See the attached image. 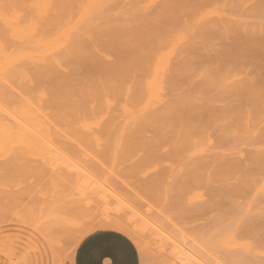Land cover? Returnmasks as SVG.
Listing matches in <instances>:
<instances>
[{"label":"bare ground","instance_id":"1","mask_svg":"<svg viewBox=\"0 0 264 264\" xmlns=\"http://www.w3.org/2000/svg\"><path fill=\"white\" fill-rule=\"evenodd\" d=\"M218 1L220 4L223 2L220 0ZM218 1L203 0V2H208L207 5L205 4L206 6L202 4L203 7L205 6V8H207L206 10L204 9V12L201 11L203 8H201V10L194 8L195 5L190 4L191 1L188 0V2L178 3L179 5L177 6L176 3L171 4V2L160 5L158 10H155L157 12L152 18L146 17L142 20L136 19L135 16L127 17L126 20L117 24L111 30L110 33L113 37L112 41L110 40L108 42L106 39V43V41L94 40L91 46L95 54L96 52L103 51V55L105 56L104 58L100 56L101 58H99L101 60H99L96 58L98 55L95 56L96 59L90 57L92 51L89 54V50L85 48L86 45H84V42L82 43L81 40L85 37H89L90 32L88 31L89 29H87L88 25L96 19V17L105 13L104 9L99 11L98 6H87L84 4L83 0H0V150L7 151L8 155L10 152L19 154H15L16 156H20V154L39 156L47 149L70 161V154L75 156L81 155L83 157L87 155L92 156V152L95 151L94 148L99 149L101 148L100 145L106 142L115 141L125 145L129 141L131 143V141L136 140L139 142L140 140H145L141 141L145 143L147 140L148 142L150 140V142H153V140L156 142L157 139H160L159 141L161 142L162 139L164 140L163 142H165V140L169 139L171 142L177 140L175 141L177 143L185 141V145L186 142L192 143L193 146L195 145L197 150L203 153L201 154V156L203 155V160L200 164L203 168L206 164H208L207 167H209L211 163L210 169L212 167L213 171V166L215 165V173H219L221 176L225 173H228V175L229 173L231 174L232 168L238 170L237 163L239 161L236 162L237 159L235 161L233 157V160L231 159L232 149H226V146L228 147V143L232 141L231 126L238 127L241 123L240 129L243 128L242 125L244 124L246 125L244 126L245 128L248 126L251 128L253 126L252 122L255 124L259 117L260 119L261 116L264 117L263 114L261 115L262 112L264 113V78L262 79L259 76L264 72V64L260 62L261 65H258L260 63L257 62L259 67H263L261 71L258 69L259 67L255 70L257 65L254 68V60L251 58L252 61L248 60L247 62V59L252 54H256V57L257 55L263 57L264 30L259 28L262 27L260 22L258 23L260 26L257 25L258 28L254 27V25L257 24L255 20L254 22L256 24L254 25L250 23L251 25L249 26L247 22H239V27L238 25L235 26L231 23L234 18L231 19V15H228V13L226 16V13L222 12L223 9L220 11L219 7L216 6L215 2ZM200 5L198 7H200ZM241 5H244L243 2ZM261 7L259 9H261ZM235 9L240 10L242 6ZM198 10L200 11L197 12ZM224 10L226 11V9ZM229 11H231V9ZM181 12H185L184 14L187 16L191 13L192 16L190 15V18L192 17V19H194L195 17L196 20L191 22L190 18H186ZM186 12L188 14H186ZM244 12L245 11H242V15H244ZM212 15L215 18L216 16L224 18L226 16L228 18H225L227 19L226 21L222 20L224 18H221V20H218V23L216 21L218 18H216V24L205 26L202 20ZM261 15L264 14L261 13ZM245 16L246 14L244 17ZM236 17L238 16L236 15ZM255 17L257 16L255 15ZM151 21H155L157 25L156 27L154 26L155 28L153 27V30H150L151 28L149 26ZM199 23L203 24L198 30V32H200V38L201 34L203 37L208 34L217 38L214 42L218 41L216 42L218 46L223 47L216 53L215 49L214 52H212L213 54L211 53L213 50H209L211 54L205 51L206 54L203 51L206 55L202 53L203 55H199L200 58L197 56L196 60L191 56L189 50L196 35L192 41V39L188 38V34H190L189 32L191 31L195 32L197 29L194 24ZM219 23L221 26H219ZM232 25L234 28L238 27L236 29L237 33L232 29ZM256 28L260 30H256ZM230 29L236 33L235 39L232 38V40L228 41V43L230 42V46H226V44H228L226 42L227 39H231L230 34L233 33L232 31L228 34ZM102 33L100 34L101 36ZM227 35L228 37L226 39ZM221 40H225L224 42L226 44ZM221 42L223 44L219 45ZM197 44L201 43L197 42ZM194 46H196L195 42ZM198 46L202 47L198 48L196 46L197 49L204 48V46L208 48L210 44L207 43L206 45L204 43ZM196 47H194V49ZM87 48L89 49V47ZM123 48H125V52L127 50L126 53H124ZM197 51L199 54V50ZM191 52H193V50ZM209 55L214 56V58L209 57ZM102 58L108 60L105 61L102 60ZM247 63L253 64V66H249V71L254 68V75L251 74L252 71L250 73L252 77H250L247 72H245L246 75H244V71L248 67ZM259 71L262 73L259 74ZM257 75L260 77V80L258 77L256 78ZM197 77L201 78L202 81L200 82H203V84H198L196 87L197 84L195 85V81H197ZM193 79H195V81ZM191 82L192 84H190ZM197 82L200 83L199 81ZM188 84L194 85V91L191 92L190 89H188L189 91L186 89V92L194 93L196 89L200 87L197 92H195L197 97H199L198 93L200 94L202 91L200 94L201 96L206 92V95L209 94V98L211 99L206 96L209 100L206 99L208 100L206 101L203 98L205 101L201 103L197 99L202 101V98H197L195 93V99L191 97L192 95L190 93V95H183L185 87ZM202 85L203 89H201ZM194 87H196V89ZM215 89L216 92L219 90L220 94L222 91L219 97H214L216 93L213 94L212 91H215ZM231 94H237V97H243V100H247L249 103L242 102L245 104L243 107L244 104L239 102L241 106L238 107V105L235 104L237 101H234L236 96H233L234 98H232L234 100H231V103H233V101L235 103L232 104L233 107L231 103L230 106H228L229 104L227 105V102L229 103L230 101L227 97H230ZM212 101L214 103L226 102L225 104L214 105ZM246 104L254 106V109L253 107L250 109L251 107H247L248 105L246 106ZM250 123H252V126L249 125ZM263 124L264 121L261 125ZM211 128H216V132L219 131L217 138L221 146L216 144L217 147L216 145L215 147L217 150L213 154H205L207 152H205L206 147L203 148L204 142L212 141V136L209 134V129ZM245 128L243 129L245 130ZM240 129L235 128L236 131ZM240 131L239 133L236 132V134H240ZM211 133L213 134L214 132L212 131ZM251 134L252 136L249 137L250 139L246 137L249 141L253 140L254 137H259V133H257L256 136L253 135L254 130ZM263 137L264 136L261 135V138L258 139L261 140ZM257 138L255 140H257ZM169 140H167V142H170ZM236 141H239V139ZM115 142L113 143L116 144ZM252 142L249 143V146ZM182 144L184 145V143ZM189 146H191V144ZM107 147L113 149L112 145ZM186 147L183 148L186 149ZM111 148L110 151L112 152ZM190 148L188 147L187 149ZM211 148H213V146H211ZM117 149L118 150L114 149V154L119 151V148ZM254 149L255 151L257 149L259 150V148ZM103 150L105 149L103 148L101 152ZM189 151L187 154H189ZM244 151H246V149L243 150L242 153H244ZM263 151L262 149V152ZM95 152L98 153V151ZM105 152L108 153V150H105ZM239 152L241 153V151ZM257 152L258 151H256V153ZM249 153L250 152L247 154L246 152L245 155L241 156L247 158ZM260 153L258 152L255 154L253 151V156L250 153L251 156H248V158L252 157V160L254 159L255 162H259L261 159L263 160L261 163H263L264 155L262 157L257 156L258 154L262 155ZM103 154L105 153L103 152ZM9 156H11V154ZM195 157L197 159L198 156ZM194 159L193 157V161ZM195 162L197 161H189L187 163L188 165H192ZM72 163L77 164L75 161ZM247 165L245 164L244 166ZM250 166L248 167L249 169H253L252 171L257 170L253 168L255 164H253L252 167ZM212 171H208L207 169L209 174ZM245 172L244 174H239L243 177V175L245 176ZM257 173L259 172L257 171ZM261 173L259 174L262 178L261 175L263 174ZM235 175H237V173ZM247 175L249 176L250 172ZM251 177L253 180L254 175ZM241 179L242 178H240V180ZM246 180L247 177H245V181ZM248 182H250V180ZM260 183L263 182L261 181ZM241 184L243 183H240V185ZM252 184L253 181L251 182V185ZM255 185H257V183ZM117 220L118 219H112V221L111 219L106 220L105 223L102 222V224L104 227L109 226L121 230L122 232L123 230L127 232V230L124 229V224H119L116 222ZM120 222L123 221L120 220ZM75 225H72L74 226L72 229L74 231L71 230V232L77 233L78 235L82 234L80 235L82 236L81 240L78 238L80 240H78L79 243L94 229L90 226L76 228ZM78 225L80 226V224ZM39 229L41 228L37 227V230ZM135 230H140V227ZM65 232L68 233L67 230ZM71 232L69 231V233ZM35 233L36 232L33 234ZM41 233L39 234L37 232V241L40 239L39 237L43 235ZM136 233H139V231ZM139 234L137 235L139 236ZM55 239L57 240V237L54 238V241ZM59 242L57 243L60 244ZM50 246L54 247L55 245L50 244ZM54 248H56V246ZM176 249L178 250V248ZM55 251L57 252V250ZM33 252L35 253V262L38 264L37 259L40 257L41 253L36 246L33 247ZM182 252L187 254L184 249ZM188 254H190V252ZM170 255L168 258L171 257ZM187 256L186 258H188ZM54 257L57 256L54 255ZM194 257H197L196 254L190 258L194 259ZM171 258H173V256ZM200 260L202 259L199 258L198 262ZM148 263L152 262L148 261ZM208 263L205 262L204 264Z\"/></svg>","mask_w":264,"mask_h":264},{"label":"rangeland","instance_id":"2","mask_svg":"<svg viewBox=\"0 0 264 264\" xmlns=\"http://www.w3.org/2000/svg\"><path fill=\"white\" fill-rule=\"evenodd\" d=\"M83 1L87 6H98L99 11L102 9L105 11V13L96 17L97 20L94 19L92 21L93 23H90L91 25H88L87 29H89L88 31L90 32L89 37H85L81 40L82 43L84 42L83 44L86 45L85 48L89 50V54L91 51L94 52L93 47L91 46L93 45L94 40H101L105 42L107 39L108 42L110 40L112 41L113 37L110 33L111 30L117 24L126 20L127 17L135 16L136 19L142 20L146 17L152 18L157 12L155 10H158L162 4H168L171 2V4L176 3L177 6L182 2H188V0ZM189 1H191L190 4L195 5V7H192L200 10L203 8L201 10L202 12L207 9L205 6L208 2H203V0ZM220 1H223L222 3H224L225 0ZM242 2L244 5H241ZM263 2L264 0H226L224 4H220L219 1L215 2V4L219 7L220 11L223 9L222 12H225L226 16L228 13V15H231V17L229 16L231 19L234 18L231 23H233L235 26L238 25L239 27V22H247L249 26L251 24L254 25L257 23L254 25V27H257V25H259L258 23L260 22L262 27L259 28L264 30V15H261V13L264 14ZM231 3L233 6L235 3L234 8ZM198 4H201L200 7H198ZM202 4L206 5L203 7ZM241 6L242 9H235H238ZM260 7L261 9H259ZM224 9H226V11ZM230 9L231 11H229ZM242 11L248 12L249 14L244 12V15L246 14L244 17V15H242ZM181 13H183L186 18H190V15L192 16L191 13L188 14L186 12L188 16L184 14L185 12ZM236 15L238 17H236ZM255 15L257 17H255ZM102 16L106 18H103ZM226 16L225 18H228ZM219 17L220 16H216V18H218L216 20L217 23L219 22V19L221 20V18H224ZM216 18L213 15L207 16L202 20V23L205 26L216 24ZM225 18L222 20L226 21L227 19ZM190 20L193 22L196 19L195 17L194 19L191 17ZM150 23V30H153L157 25L155 21H151ZM203 24H194L197 29L195 31L196 33L191 31L189 32L190 34H188V38L192 39V41L196 35V38L192 45H190L189 49L191 56L196 60L197 56L200 58L199 55L201 56L204 54L203 51L210 53V51L213 50L211 51L212 53L216 49V53L221 47H223L218 46L216 43L218 41L214 42V40L217 38H214L208 34H206L207 38L206 35L203 37L202 34L201 38L204 39L200 38V32H198V30ZM219 26H221L220 23ZM254 27L252 26L253 29ZM237 28H234L233 26L232 29L236 32ZM257 28L256 30H260ZM232 29L229 30L228 34L233 31ZM234 31V34H230L231 39L228 40V35L226 36L227 43L228 41L232 40V38L235 39L234 37L237 32L235 33ZM101 33L103 37L100 35ZM225 40L221 41L225 43ZM194 42L198 48L202 47L198 45H203L204 43L206 45L207 43L210 44V46L213 48L209 46L208 49L204 46V48H201L202 50L197 49V47L194 46ZM197 42L201 44H197ZM222 42L219 43V45H222ZM229 43H225L226 46H230ZM193 46L196 48L194 49ZM87 47H89V49ZM123 50L124 53L127 52V50L125 52V48H123ZM192 50L193 52H191ZM197 50H199V54ZM92 52V55L90 54V57L92 58H95V56L98 55L96 58L101 60V57H105L103 55V51L96 52V54L95 52ZM209 57L214 58L212 55H209ZM261 57V55H257L256 57V54H252L247 59V62L248 60H254L255 68L257 62H263L264 64V55L262 58ZM103 58L102 60H108ZM261 63L258 65H261ZM250 65L253 66V64L247 63L248 67L244 71V75H246L245 72H247V74L250 76L251 71V74L254 75V68H252L253 70L250 69L251 71H249ZM258 65L256 66L255 70L257 67H259ZM263 67H259L258 69L262 71ZM261 71H259V74L262 73ZM259 76L263 79L264 72ZM260 77H258L259 80ZM195 79L193 80L195 81ZM197 81L200 82L202 80L201 78L197 77ZM197 81H195V85L197 84L196 87L198 84H203V82L198 83ZM192 82L190 84H192ZM190 84L187 85L188 87H185V91L183 90V95H188L190 93L186 92V89L187 91H189L188 89H190L191 92L194 91V85ZM196 87L194 88L196 89ZM199 88L200 87H198V89ZM198 89H196L195 92H197ZM201 89H203V85L201 86ZM194 93L190 94L192 95L191 97L195 99L196 93L195 95ZM212 93H216L214 97H219V95L222 94V91L220 94V91L217 90L216 92L215 89V91L213 90ZM200 94L198 93V96L202 98L203 102L200 99H197L199 98L197 95L196 99L201 103H204V101L210 96L209 94L206 95V92L203 96ZM233 96H236L235 100L233 99ZM203 98L205 100H203ZM227 98H229L228 100L230 101L229 103L227 102V105L229 104L228 106H230V103L232 102L231 100L237 101L236 103L233 101V103L238 105V107L241 106L240 104L242 102L249 103L247 100H243V97H237V94H231V96H228ZM225 102L226 101H224V103L213 102L212 104L221 105L225 104ZM233 103H231L232 107ZM244 106L245 104L243 107ZM246 106L251 107L250 109L253 107L254 109V106H249V104H246ZM262 114L264 115L263 112L261 115ZM262 120L264 121V117L261 116V119L259 117V119H257L258 122L256 121V123L260 122L262 124ZM252 123L249 124L252 126V129L250 126L245 128L244 126L246 125L244 124L242 127L245 128V130L243 128H241V130L239 128L241 123L240 125L238 124V127L231 126L232 141L231 143H228V147L226 145L224 146H226V149H232L231 159L233 157V159L235 158V161L237 159L236 162L239 161L241 163H237V168H239L238 170L232 168L231 174L229 173L228 175V173H225L223 175L224 177L219 173H215V165L213 166L214 172L212 171V167L210 169L211 163L209 164V167H207L208 164H206L204 168L200 165L202 163L201 161L203 160V155L201 156L203 153L197 150L195 145L193 146L192 143L189 142H186L185 145V141L177 143L175 142L177 140H173L174 142H171L169 139L167 140L170 142H167V140L163 142L164 140L162 139L161 142L159 141L160 139H157L159 142L157 140L156 142L155 140H153V142H150L151 140L148 142L147 140L145 143L141 142L145 140H140V142L138 140L131 141V143L129 141L126 143L127 145L125 144L127 148L123 143L120 142H106L100 145L101 148H94V150L98 151V153L93 151L92 156L87 155L83 157L81 155L75 156L70 154V161L47 149L44 150V152L39 156H29L24 154L16 156L19 154L10 152L9 155L11 154V156H9L7 151L3 150V152L0 150V264H36L35 253L33 252V247L35 246L41 253L40 257L37 259L38 264H74V257L78 248L77 245H80L82 242L81 241L79 243L82 238L80 235L82 234L79 233L80 235H78L77 233L75 234L74 232H71L74 227L72 225L77 224L75 225L76 228L83 226H90L91 228L93 227L94 229L92 232H89L88 235L95 231L105 229L122 232L121 230H117L109 226V228L107 226H103L102 222L105 223L106 220L110 219L111 221L112 219H118L119 221L117 220L116 222L122 225L124 224V229H126L127 232L129 231L127 233L125 230H123L122 233L128 235L136 243L141 254V264H147L148 261L152 262L148 264H204L205 262H209L208 264H264V162L261 163L263 161L261 159L259 162H255L254 159L252 160V157L248 158V156L252 155L253 151L255 154L261 152L260 154L262 155L258 154L257 156L262 157L264 155V151L262 152V149L264 150V137L259 140L261 135L264 136V124L261 125L260 123H255V125L254 122ZM260 127L263 129L261 130ZM235 128L241 130H239L240 134H236V132L239 133V131H236ZM253 130L254 136H256L257 133L260 134H258L259 139L253 136L254 139L249 141L247 139L252 136L251 133ZM212 131L214 132L213 134L211 133ZM216 131V128L209 129V134L212 136V141H205L206 143L204 142L203 148L206 147L205 152H207H204L205 154H213L217 150L216 144L221 146V143L217 138L219 131ZM233 138L236 139L234 140ZM256 138L257 140H255ZM237 139H239V141H236ZM250 142H252V144L249 146ZM182 143H184L185 146ZM190 144L191 146H189ZM110 145H112L113 149L111 147H107ZM186 146L189 148L191 147V150L187 149L188 147ZM211 146H213V148H211ZM183 147H186L187 150ZM103 148L106 151L108 150V153L105 152V150L101 152ZM110 148L112 149L113 153L110 151ZM117 148H119L120 152H116L115 155L114 149L118 150ZM254 148H259L260 151L257 149L256 151L258 152L256 153ZM241 149H246V151L242 153L243 150ZM188 151L189 154H187ZM239 151H241V153ZM103 152L105 154H103ZM190 152H193L192 155ZM246 152L247 154L250 152L251 155L249 153L247 158L245 156H241L245 155ZM117 154L120 155L118 156ZM195 156H198L197 159ZM193 157L195 158L194 161H197L195 162L196 164L189 163L192 165H188L187 162H194ZM73 161L77 162V164H73ZM245 164L248 165L244 166ZM249 164H255L253 168H256L257 170L252 171L253 169H249ZM252 165L250 167H252ZM207 169L208 171L211 170L212 172L209 174ZM257 171L259 173L263 172L261 173L263 174L261 175L262 178L260 177V174L257 173ZM234 172H236L237 175H235L236 173ZM244 172L245 176L243 175L242 177V175L239 173L244 174ZM249 172L250 175L248 176L247 174H249ZM252 174L254 175L255 180L254 178L252 180ZM245 177H247V180H250V182L247 180L245 181ZM240 178H242V181ZM252 181L253 184L251 185ZM261 181L263 183H260ZM240 183L243 184L240 185ZM254 183H257V185ZM256 186L258 187L255 188ZM120 220L123 222H120ZM78 224H80V226ZM137 226L140 227L141 231L135 230L139 229ZM37 227L41 228L39 229L40 231L37 230ZM66 230L68 233L69 231L71 233H66ZM33 231L36 233L33 234ZM138 231L140 234L136 233ZM37 232L39 234L42 232L41 234H43L41 237H39L40 239H38V241L36 240V235H38ZM137 234H139V236ZM55 237H57V240L55 239L54 241ZM56 241H60L59 243L61 245ZM50 244L55 245L56 248H54L55 246L51 247ZM176 248H178V250ZM179 248L182 250L184 249L187 254L190 252V254L187 256V254H184V252H182V250ZM54 249L57 250V252ZM194 253L197 257H194V259L190 258L195 255ZM54 255L57 257H54ZM169 255L171 257L173 256V258H168ZM186 256L188 258H186ZM199 258L202 260L198 262ZM190 259L193 260L191 261Z\"/></svg>","mask_w":264,"mask_h":264},{"label":"crops","instance_id":"3","mask_svg":"<svg viewBox=\"0 0 264 264\" xmlns=\"http://www.w3.org/2000/svg\"><path fill=\"white\" fill-rule=\"evenodd\" d=\"M74 264H141L136 243L116 230H98L78 246Z\"/></svg>","mask_w":264,"mask_h":264}]
</instances>
